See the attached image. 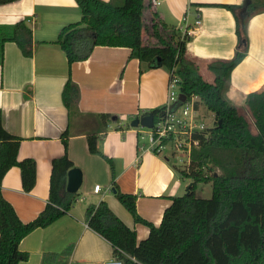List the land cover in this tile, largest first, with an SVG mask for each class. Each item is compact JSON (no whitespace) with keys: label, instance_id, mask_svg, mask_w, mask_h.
Returning <instances> with one entry per match:
<instances>
[{"label":"crops","instance_id":"crops-1","mask_svg":"<svg viewBox=\"0 0 264 264\" xmlns=\"http://www.w3.org/2000/svg\"><path fill=\"white\" fill-rule=\"evenodd\" d=\"M243 2L154 0L153 8L160 21L177 29L180 35L186 20L195 28L187 41V57L198 64L206 79L213 81L208 64L216 59L233 58L239 45L235 14L213 4ZM199 16L201 24L195 25ZM81 18L76 0L0 3L3 32L20 21L32 29L31 56L25 55L14 41L3 44L0 109L4 128L21 139L18 159L31 158L36 162V183L32 190L24 189L21 169L13 166L2 180V193L20 220L28 223L49 202L53 159L67 153L83 177L70 209L21 240L20 249L28 257L19 264H42L47 253L57 255L54 264H104L114 257L111 242L86 221L88 207L101 200L136 232L137 244L147 239L150 226L135 220L116 196L113 190L116 187L137 194L139 215L155 226H160L173 198L183 195L176 164L162 151L154 152L146 145L139 148L138 132L127 126L129 116L166 104L170 73L162 67L141 73L140 60L132 57L131 49L124 46L98 45L88 58L70 64L56 40L64 26L78 23ZM146 31L144 38L148 37ZM247 38L246 57L233 70L225 91L236 105L241 100L245 102L248 93L264 87V9L248 19ZM70 77L80 92L77 107L71 113L62 97ZM103 113L109 117L101 116ZM116 117L120 118L119 123L114 122ZM117 125L122 130L116 129ZM66 131L67 149L63 136ZM93 137L95 145L110 160L90 150ZM97 184L101 185L99 192L94 191Z\"/></svg>","mask_w":264,"mask_h":264},{"label":"trees","instance_id":"trees-1","mask_svg":"<svg viewBox=\"0 0 264 264\" xmlns=\"http://www.w3.org/2000/svg\"><path fill=\"white\" fill-rule=\"evenodd\" d=\"M13 1L16 0H0V3ZM76 1L81 20L64 26L56 40L70 64L88 58L98 45L129 47L131 56L140 60L141 73L151 68H165L170 77L179 78L182 93L187 97L198 96L199 102L215 116L208 135H197L200 144L192 149L189 168L174 165L182 178L193 182L187 193L173 198L160 226L139 215L137 194L125 193L116 187V196L135 220L150 226L147 239L137 244L136 232L104 200L88 207V225L111 242L114 254L124 264H264V87L248 93L245 99L254 117L256 133L225 94L233 70L247 54V21L256 11L264 9V0H244L241 5L213 4L235 14L239 38L233 58L216 59L208 64L213 81L206 79L198 64L187 57L188 40H182L177 29L160 21L153 8L154 0ZM144 30L148 32L147 38L143 37ZM7 40L16 42L25 55H32V29L24 21L8 32L0 28V62ZM79 96V87L70 77L62 92L69 113L77 107ZM165 111L166 106L162 105L146 113H153L157 120ZM101 116L109 117L105 113ZM114 122L119 123L120 118L116 117ZM116 129L122 130V127L117 125ZM63 136L67 149L68 131ZM20 141L4 128L0 109V264H19L26 260L28 255L20 249L21 240L34 229L60 218L76 200V193L66 189L68 171L74 162L65 153L52 161L46 207L33 221L20 220L2 193V180L13 166L20 167L25 190H32L36 183L35 160L18 159ZM90 150L110 160L95 145V137L90 140ZM201 182L212 183L211 198L201 199L196 195L197 184ZM56 256L45 254L42 264H54Z\"/></svg>","mask_w":264,"mask_h":264},{"label":"built area","instance_id":"built-area-1","mask_svg":"<svg viewBox=\"0 0 264 264\" xmlns=\"http://www.w3.org/2000/svg\"><path fill=\"white\" fill-rule=\"evenodd\" d=\"M200 16L196 19L195 25L201 24ZM182 40H188L195 33V28L187 23L181 26ZM179 78L170 77L168 99L165 104L166 111L159 119H155L153 127L137 129L138 133H148L150 144L147 148L155 152H161L165 145L174 146L172 155L175 154L179 159L181 169H188L191 164V152L194 147L200 144L198 134L208 135L209 128L204 120L199 118V97L192 95L186 96L183 101L180 99ZM145 129V130H144ZM101 185L94 187L95 192H99ZM104 264H124L123 260L116 254L108 259Z\"/></svg>","mask_w":264,"mask_h":264},{"label":"rangeland","instance_id":"rangeland-1","mask_svg":"<svg viewBox=\"0 0 264 264\" xmlns=\"http://www.w3.org/2000/svg\"><path fill=\"white\" fill-rule=\"evenodd\" d=\"M227 98H228V95L227 93L225 92ZM232 103L235 104L234 101H231ZM238 108H239V111L247 118V120L249 121L250 123V126H251V129L254 133L257 132V129L255 127V124H254V117L251 113V111L249 110L248 106L246 105V103L241 100V102H238ZM142 115V114H140ZM140 115H137L135 117H138ZM199 118H201L202 120H204V122L208 125V126H213L214 125V122H215V116H214V113L210 110H208L203 104H201L199 102ZM134 117V118H135ZM133 118V119H134ZM133 119H130L128 118L129 121H127V126H131L132 128L136 129H141V125L135 127V126H132V120ZM147 128V127H145ZM145 130V129H144ZM138 138H139V148L140 147H144L145 145L148 147L149 144H150V141H149V134L146 132V133H138ZM174 149V146L171 145V144H168V145H165L163 147V150L162 152L165 154V155H168L169 158L171 159V162L176 164V166L180 165L179 163V159L176 158V155L173 154L172 155V151ZM155 152V151H154ZM179 167V166H178ZM217 170L218 173H222V170L218 167V166H214ZM182 178V177H181ZM182 194H185L187 193L188 191H185L187 189V186H190V184L193 182L192 179H189V178H182ZM212 192H213V185L211 182H201V183H198L197 184V187H196V195L198 197H200L201 199H208V198H211L212 197Z\"/></svg>","mask_w":264,"mask_h":264},{"label":"water","instance_id":"water-1","mask_svg":"<svg viewBox=\"0 0 264 264\" xmlns=\"http://www.w3.org/2000/svg\"><path fill=\"white\" fill-rule=\"evenodd\" d=\"M180 99L181 100H185L186 99V94L181 93L180 94ZM154 121H155V116L153 113H143L142 115L135 117L132 120V126H143V127H153L154 125ZM82 171L80 168L78 167H73L68 171V178H67V186L66 189L69 192H77L78 189L80 188L81 184H82ZM191 185V184H190ZM114 191L116 189H113Z\"/></svg>","mask_w":264,"mask_h":264}]
</instances>
